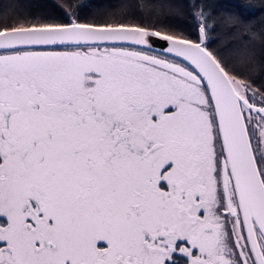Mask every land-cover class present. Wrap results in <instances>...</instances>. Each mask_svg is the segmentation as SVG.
Listing matches in <instances>:
<instances>
[{
	"label": "snow or ice",
	"instance_id": "snow-or-ice-1",
	"mask_svg": "<svg viewBox=\"0 0 264 264\" xmlns=\"http://www.w3.org/2000/svg\"><path fill=\"white\" fill-rule=\"evenodd\" d=\"M55 3L0 13V264H264V0Z\"/></svg>",
	"mask_w": 264,
	"mask_h": 264
},
{
	"label": "trees",
	"instance_id": "trees-1",
	"mask_svg": "<svg viewBox=\"0 0 264 264\" xmlns=\"http://www.w3.org/2000/svg\"><path fill=\"white\" fill-rule=\"evenodd\" d=\"M235 3L236 0H219L217 7L225 10H236ZM41 7L47 14H55L57 16L60 15V10L56 7L55 0H0V13H3L4 11L11 12L13 8L16 11H20L21 9H37ZM88 11V9L81 11L82 19L86 17ZM241 11L245 17L256 16L259 18L260 16V14L254 10Z\"/></svg>",
	"mask_w": 264,
	"mask_h": 264
}]
</instances>
